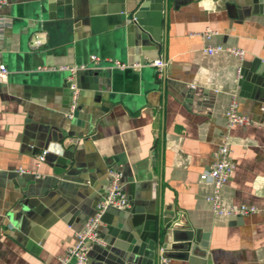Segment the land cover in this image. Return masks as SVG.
Wrapping results in <instances>:
<instances>
[{"label": "crops", "instance_id": "crops-1", "mask_svg": "<svg viewBox=\"0 0 264 264\" xmlns=\"http://www.w3.org/2000/svg\"><path fill=\"white\" fill-rule=\"evenodd\" d=\"M5 2L0 264H59L109 169L121 173L129 208L103 214L104 245L92 246L88 264H158L163 248L169 264H264V212L214 215L211 181L200 179L234 97L249 122L229 129L221 200L264 208V0ZM216 45L244 50L243 61L205 52ZM157 59L161 74L149 64ZM62 66L84 68L70 78ZM188 230L206 246L185 257Z\"/></svg>", "mask_w": 264, "mask_h": 264}, {"label": "built area", "instance_id": "built-area-1", "mask_svg": "<svg viewBox=\"0 0 264 264\" xmlns=\"http://www.w3.org/2000/svg\"><path fill=\"white\" fill-rule=\"evenodd\" d=\"M5 0H0V9L5 7ZM1 23V22H0ZM216 32L210 29H206L203 32L205 38H210L215 35ZM42 44V40L36 35L32 42L31 48L37 49ZM205 52L208 54H215L219 52H225L231 56H234L239 63L243 61L245 51L237 48L223 47L221 45L208 46L205 48ZM96 60L95 56L91 57ZM119 67H124L123 63H115ZM156 68L158 74L164 70L166 63L162 59H157L149 63ZM84 66H62L61 69L70 73V78L74 73ZM240 68V67H239ZM7 69L3 64H0V82L4 81L7 76ZM70 88L73 91L72 103L67 113L68 118H72L76 110V97L77 90L74 82H70ZM260 110L264 112V105L260 107ZM249 122L247 116L241 115L237 112V103L234 97L231 98L229 105L225 113V126L224 133L222 134L221 142L213 155V162L207 172L200 176V179H209L211 181V192L206 197V201L210 206V209L214 215L228 216V217H242L249 214L258 212H264V208H258L256 206L246 205H230L226 206L221 200V189L229 179V175L232 170V163L229 158L230 145L228 140L229 129L235 125H243ZM47 151L43 150L37 155V164H40L45 160ZM19 173H26L28 170L19 168ZM107 187L104 196L96 203L94 213L89 216L80 229L75 233V241L70 246L65 255L59 258V264H68L70 260L74 261V264H88L89 251L93 245H104L103 239L99 235V227L101 224V218L103 214L110 208L116 210H126L129 208V201L123 192L121 184V173L114 169H109L107 172ZM158 264H169V259L159 256Z\"/></svg>", "mask_w": 264, "mask_h": 264}, {"label": "water", "instance_id": "water-1", "mask_svg": "<svg viewBox=\"0 0 264 264\" xmlns=\"http://www.w3.org/2000/svg\"><path fill=\"white\" fill-rule=\"evenodd\" d=\"M185 234H186V240H185V243L183 246V248H184L183 253L185 254V257L189 256L190 251L193 252L197 248H199V249L205 248L206 245L197 239V235H195L194 232L188 230V231H186ZM160 256L167 258V259H170L172 257L170 252L165 250L164 248H163Z\"/></svg>", "mask_w": 264, "mask_h": 264}]
</instances>
